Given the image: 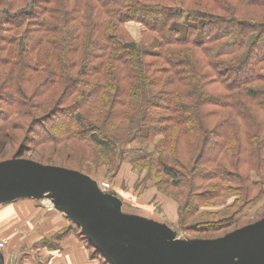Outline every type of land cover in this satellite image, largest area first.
I'll use <instances>...</instances> for the list:
<instances>
[{
	"label": "trees",
	"instance_id": "1",
	"mask_svg": "<svg viewBox=\"0 0 264 264\" xmlns=\"http://www.w3.org/2000/svg\"><path fill=\"white\" fill-rule=\"evenodd\" d=\"M164 1L189 0H0V75L7 70L0 120L25 122L14 127L25 135L54 121L49 141L36 143L77 141L101 155L141 138L155 144V154L141 156L143 168L164 174L186 207L207 193L233 191L228 183L239 184V199L249 203L257 184L241 172L264 163V114L247 102L264 103V54L254 52L264 21L251 17L264 14L256 11L264 0H213L230 15L252 9L248 20ZM129 21L161 38L157 51L121 40L119 28ZM254 53L260 56L252 60ZM255 81L263 87L249 88ZM50 154L39 153L36 162L49 165ZM79 161L68 169L82 171ZM200 162L208 169H197ZM206 182L210 191H199Z\"/></svg>",
	"mask_w": 264,
	"mask_h": 264
},
{
	"label": "rangeland",
	"instance_id": "2",
	"mask_svg": "<svg viewBox=\"0 0 264 264\" xmlns=\"http://www.w3.org/2000/svg\"><path fill=\"white\" fill-rule=\"evenodd\" d=\"M164 2L166 4H173L177 7L183 5V7H185L186 9H203L208 13L214 14L215 16H233L240 19L250 18L251 14L247 18L245 17L247 16V11L252 10L245 9L240 12V15L235 16L230 15V12L226 13L222 9L224 6H221L220 8V6L218 7L217 5H215L213 3V0H189L187 4L180 2ZM198 3L200 4V6H198ZM232 3L236 4V0H233L230 5H232ZM240 9L243 8L241 7ZM256 11L264 13V9H257ZM255 16L258 17L255 21H264V14H259L260 17L253 14L251 17ZM118 34L122 41L133 42L137 46L152 51H157V46L161 41V38L159 36L150 31H147L145 26L137 21H129L125 23L119 28ZM254 52H258L260 55L264 54V36L261 37V40L258 42ZM258 53H254V55L252 56V60L260 56H258ZM259 67H261V69L258 70L264 71V62L261 63ZM6 73L7 70L2 71L0 77H4ZM248 87L261 89L263 85L255 81ZM209 88L216 89L218 93L224 92L222 90L223 88H218L215 85H212ZM212 90L210 89L208 94H215V90L213 92ZM262 101L253 102L247 99L249 106L253 107V110H258L264 114V109L262 108L264 107V103H262ZM3 108H7L5 101L0 102V111ZM157 113L161 114L162 112ZM223 119L224 116L212 120V128L215 127L218 122L220 123ZM16 123V127L18 125L25 124V122L22 121ZM53 123L54 121L47 120L44 122V124L34 127L33 132H29L25 135L21 129H14L15 125L11 123H8L7 125V123L0 120V130L3 129V131L0 132V141H4L3 139H5V135H10L11 138H6L5 144L1 147L0 153H2L4 150H7V155L2 157L0 156V162L13 159L14 156H16L17 153L21 150V155L16 158L37 161L39 160V153L46 152L51 153L50 155L53 157V160L47 163L46 161L43 162L49 165L61 166L66 168H72V166H75L73 162H80L79 160H81V169L83 170L78 172L87 175L94 181H97L98 188H102L107 192L111 191L115 195H117V197L121 198L124 204H126L125 206H123V211L125 213H134V210H132V208H130L131 206L126 202L127 197L130 193H132V186H134L136 189L135 191H137L138 188L142 187L141 185L145 183V178L154 180L156 182V186L164 196H167L178 203V222L169 227L173 230V236L176 239L184 241H204L217 239L238 228L264 218V163L259 170L252 169L256 168L255 166L251 168L246 167V172H241L242 175L248 176L251 182H255L257 184L256 186L249 187V203L244 201V199L242 198L239 199V193L236 192V185L239 184L227 182L228 184H224H226L227 187H233V191L228 190L227 192H221V190H217L216 192L219 193L218 196L210 199H206L209 195V193H207L202 197V200L195 201V199H193L190 202V205L186 207L183 196L182 198H178V195L176 196V193L179 190L171 187L166 182L167 177L164 174L154 172L153 174H155L154 176L158 178L157 180L156 177L150 175V172L147 168H143L145 167L146 163L141 160V156L147 153H154L155 144L153 142H144L141 138H138L133 143L119 148L116 152V155H101V153L94 146H86L84 143L77 141H73V143L67 142V144H57L51 142L43 144L36 143L35 141H39L40 139L41 141H49L48 139H50V135L53 133V129L51 127ZM148 125L150 126L152 124ZM4 128H8V130H4ZM263 138L264 133L262 134L260 141ZM16 139H18L19 141L14 142V140ZM70 143H72L74 147L69 146L68 144ZM260 157L262 161H264V150L262 156ZM197 169L200 170L208 168L207 166H205L204 162H200L197 163ZM233 171L235 172V170ZM232 174L233 176H231V178L238 176L236 172ZM119 175L122 177H119ZM158 181L162 182L158 183ZM216 181L219 180L217 179ZM103 182L109 183V188L103 187ZM211 183L212 182H206V184H204V186L199 191L204 193L209 192L211 189ZM35 200L36 199H24L15 203L0 204V240H9L8 245H6V247L2 251L3 253H0V257L5 256L4 264H16L19 260L20 252L24 249L21 248L19 250L12 251L9 248V252L7 250V247H9V245L12 243L11 239L13 240V237L15 235H21L18 234V225L11 226L10 224L9 226V224H7V221H9L11 216L16 217L19 214L23 217H27L29 219L28 223L32 224V226L30 225L31 227L40 228L43 219H47L49 213L54 212V209H50L49 203L47 202L48 198H42V201L40 200L39 202H36ZM180 204L182 206V211L179 209ZM195 208H197V211L195 210L196 213L191 216L190 211ZM156 211H162L161 206L157 207ZM23 223H26L25 220H23ZM17 241L16 244L14 243V245L11 247L12 249H16L17 244H19L17 243ZM100 257L103 259L104 264H109L101 255Z\"/></svg>",
	"mask_w": 264,
	"mask_h": 264
},
{
	"label": "water",
	"instance_id": "3",
	"mask_svg": "<svg viewBox=\"0 0 264 264\" xmlns=\"http://www.w3.org/2000/svg\"><path fill=\"white\" fill-rule=\"evenodd\" d=\"M42 198L109 264H264V218L217 239L184 241L165 224L124 213L85 174L23 158L0 162V204Z\"/></svg>",
	"mask_w": 264,
	"mask_h": 264
},
{
	"label": "crops",
	"instance_id": "4",
	"mask_svg": "<svg viewBox=\"0 0 264 264\" xmlns=\"http://www.w3.org/2000/svg\"><path fill=\"white\" fill-rule=\"evenodd\" d=\"M119 177L122 176L119 175ZM145 180V183L141 185L143 188L139 187L137 191L132 186V193L129 194L126 202L134 210V213H126L154 220L168 227L177 223L179 218L178 203L164 196L154 180L147 178ZM94 182L97 184V181ZM98 189L101 193L111 194L119 199L122 203L121 210H124L123 206L126 204L121 198L111 191L107 192L102 188ZM20 200L24 199L11 203ZM35 201L39 202L40 200ZM48 201L52 203L50 199ZM159 206H161L162 211L157 212L156 208ZM23 220L26 223H23ZM28 220L27 217L18 214L16 217L11 216L9 221H7L9 226L10 224L11 226L18 225V234H21V237L15 235L13 237L14 241L11 239L12 243L7 247L8 252L9 248L12 251L24 248L20 252L19 260L16 264H104L100 254L97 253L81 233V229H78L74 222L55 208L54 212L49 213L47 219H43L40 228L31 227L32 224L28 223ZM16 241L19 244H17L16 249H12L11 247L14 243L16 244ZM1 263H5V256H3Z\"/></svg>",
	"mask_w": 264,
	"mask_h": 264
},
{
	"label": "built area",
	"instance_id": "5",
	"mask_svg": "<svg viewBox=\"0 0 264 264\" xmlns=\"http://www.w3.org/2000/svg\"><path fill=\"white\" fill-rule=\"evenodd\" d=\"M103 187L105 188H109V183H104L103 182ZM42 201V200H41ZM49 203L50 209H54V205L52 203H50V201H47ZM9 240L7 239H2L0 240V253H3V249L6 247V245H8Z\"/></svg>",
	"mask_w": 264,
	"mask_h": 264
}]
</instances>
